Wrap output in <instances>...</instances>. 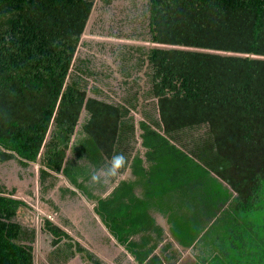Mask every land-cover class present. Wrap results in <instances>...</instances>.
<instances>
[{"label": "trees", "instance_id": "1", "mask_svg": "<svg viewBox=\"0 0 264 264\" xmlns=\"http://www.w3.org/2000/svg\"><path fill=\"white\" fill-rule=\"evenodd\" d=\"M94 5L0 0V164L41 160V184L63 173L98 200L139 264L179 261L171 244L155 254L165 240L155 213L179 245L200 252L195 264H264V59L206 52L264 57V0H148L149 42L177 48L129 49L119 102L98 86L91 60L76 58ZM142 70L150 89L141 94L140 78L130 79ZM116 153L127 166L110 183L127 169L134 180L95 197L91 176ZM15 195L0 184V264H34L35 233L17 222L32 224L34 211ZM44 230L57 261L74 256L66 232L48 220Z\"/></svg>", "mask_w": 264, "mask_h": 264}, {"label": "rangeland", "instance_id": "2", "mask_svg": "<svg viewBox=\"0 0 264 264\" xmlns=\"http://www.w3.org/2000/svg\"><path fill=\"white\" fill-rule=\"evenodd\" d=\"M95 1L93 16L86 28L87 33L82 35L76 58H87L91 60V67L101 76L99 78L103 79L98 83V86L102 88L106 94L110 95L112 98L114 97L116 102H119V96L124 94L125 90V88L121 86L122 75L119 71L122 66L123 57H125V54L132 47H145L148 49L151 46L148 40V0ZM145 73L146 71L142 70L139 73L137 72V74L130 79L132 81L137 77L140 78L138 83L142 89L141 94L149 92L150 89L149 80ZM91 85H93L92 82ZM89 96L92 97L90 93ZM142 100L143 98L141 97V103ZM145 101H147V104H150L152 99L146 96ZM151 106L152 105H149L147 108L151 109ZM86 117L87 115L83 111L79 126L76 130L77 134L72 138L73 142L80 137L81 125L86 120ZM138 119L139 115L137 114L136 120ZM139 132V129H137V149L140 151V155L143 156L144 152L138 146ZM73 159H77L75 155H73ZM78 166L85 168L88 172H92L93 169L84 161L78 162ZM40 169H42L41 160L37 163L28 164L26 168L22 167L19 162L14 160L0 164V184L4 185L8 190L15 189V196L19 199L30 203L29 198H32L31 203L33 207H35L34 205H36L39 200L48 199L57 201V199H59V194L62 197L60 201L63 205L68 203L76 205L77 207L80 205L76 196L74 197L66 194V196L63 197V194L59 192L61 187L65 188L66 186V181L61 175L58 177L52 175L44 184H41ZM97 174L100 175V181L96 183V185L100 186H94L90 188V191L93 195L100 196L105 194L109 179L105 177L101 171ZM124 174L118 176L117 179L123 177L122 180H128L126 174ZM51 184L53 185L52 187L49 186ZM46 187L48 189H45ZM88 204H92V202H88ZM44 209L46 210V208ZM157 215L159 218L162 217L160 214ZM17 222L25 229L35 233L36 224L29 225L20 219H18ZM26 225H29L30 229L26 228ZM164 227L167 233L168 225L165 224ZM43 234V253L47 254V260L50 263H56V259H54L52 255L53 251L50 250L52 248L50 241L51 235L47 232H43ZM194 256L199 258L201 254L197 251L189 252L188 254L184 252V257L183 255L182 259L179 257V261L176 264H193L195 262ZM40 264H43V262L41 261Z\"/></svg>", "mask_w": 264, "mask_h": 264}, {"label": "crops", "instance_id": "3", "mask_svg": "<svg viewBox=\"0 0 264 264\" xmlns=\"http://www.w3.org/2000/svg\"><path fill=\"white\" fill-rule=\"evenodd\" d=\"M71 157L72 151H69L68 158ZM125 174L128 180H134L130 169H127L125 171ZM51 175H55L56 177H58L59 175L62 176V178L66 181V186L65 188L61 187L59 189V192L63 194V197L66 196V194L74 197L76 196L77 201H79L80 205L78 207L70 203L63 205V203L60 201V198H62L60 194L57 201L48 199H44L41 201L39 200L36 205H34L35 207H33L31 202L29 203L28 201H26L34 211V222L32 224H29L27 222L26 223L29 225L36 224L37 226L35 229V239L33 242L35 246L34 244H32L33 250L35 251V264H40L41 261L43 262V264H139L135 260V258L127 251L125 246L120 244L117 239L111 234L103 219L96 212L98 200L89 199L83 193V191L71 184L69 179L63 173L56 174L54 172H51ZM117 181L118 179L116 180V182ZM116 182L114 184H111L109 181L106 187L105 194L100 196L95 195V197H100V199H104L105 197H107L114 190ZM135 194L139 195L140 190L136 189ZM88 202H92V204H88ZM44 208H46V210ZM154 217L157 224L164 229V233L165 235H167L165 236L163 244L158 247L155 254H159L161 248L166 244L172 245L171 250L177 251L180 254V259L184 257V252H186L187 254L193 251L199 252L193 247L183 248L181 245H179L172 237L169 226L166 233L164 225H168L167 219L163 216L159 218L156 213L154 214ZM46 220L52 222L55 226L66 232L72 239L71 242L73 244L74 256L64 263H61L57 260L56 263H50L47 260V254L43 253V232H46L44 230ZM29 225H26L25 227L30 229ZM53 239L54 237L51 235V246ZM68 242L69 241L66 240L62 241L63 244ZM76 244H79L84 252H77ZM50 250L53 251V258L56 259V257L54 256V253L56 251L55 247L52 246ZM76 252L78 253V255L76 254ZM194 259L195 262L193 264L197 262V257L194 256Z\"/></svg>", "mask_w": 264, "mask_h": 264}, {"label": "clouds", "instance_id": "4", "mask_svg": "<svg viewBox=\"0 0 264 264\" xmlns=\"http://www.w3.org/2000/svg\"><path fill=\"white\" fill-rule=\"evenodd\" d=\"M126 166V156L123 153H116L111 157V160L102 167L101 172L105 177L114 178L119 175L121 170L125 169ZM91 180L94 183H98L100 181V175L92 174Z\"/></svg>", "mask_w": 264, "mask_h": 264}, {"label": "water", "instance_id": "5", "mask_svg": "<svg viewBox=\"0 0 264 264\" xmlns=\"http://www.w3.org/2000/svg\"><path fill=\"white\" fill-rule=\"evenodd\" d=\"M94 8H95V6H94ZM93 12H94V10H93L92 13H91V16H90V18H89V21H90V19H91L92 16H93ZM89 21H88V23H87L86 28L88 27ZM86 28H85V31H84L83 35L87 33V29H86ZM81 40H82V37H81ZM80 44H81V41H80ZM149 48H150V49H153V48H159V49H175V48H177V47L167 46V45H157V44H153V43H151V46H150ZM191 50H193V49H191ZM200 52H203V51L200 50ZM206 52H208V53H213V54H220V55H223V56L251 57V58H261V59H264V57H256V56H252V55H242V54H233V53L216 52V51H206ZM138 128H139V127H138V124H137V129H138ZM140 134H141V131L138 133V146H139V148L142 149V151L145 153L146 150H145V149L143 148V146H142V140L140 139ZM38 161H40V160H38ZM121 181H122V178L118 179V181L116 182L115 187H116ZM224 185L226 186V184H224ZM12 198L19 199V198L16 197V196H12ZM19 200H22V199H19ZM34 252H35V251L33 250V255H35ZM76 254L78 255L77 252H76ZM34 264H35V259H34Z\"/></svg>", "mask_w": 264, "mask_h": 264}, {"label": "flooded vegetation", "instance_id": "6", "mask_svg": "<svg viewBox=\"0 0 264 264\" xmlns=\"http://www.w3.org/2000/svg\"><path fill=\"white\" fill-rule=\"evenodd\" d=\"M96 2V1H95ZM95 6V5H94ZM93 10H94V7H93Z\"/></svg>", "mask_w": 264, "mask_h": 264}]
</instances>
